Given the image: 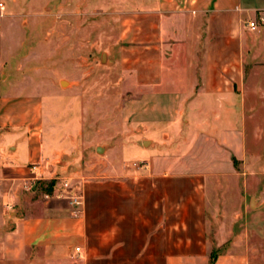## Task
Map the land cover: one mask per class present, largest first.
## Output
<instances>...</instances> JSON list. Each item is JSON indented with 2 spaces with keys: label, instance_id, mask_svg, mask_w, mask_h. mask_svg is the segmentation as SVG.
Listing matches in <instances>:
<instances>
[{
  "label": "crops",
  "instance_id": "0c3cea01",
  "mask_svg": "<svg viewBox=\"0 0 264 264\" xmlns=\"http://www.w3.org/2000/svg\"><path fill=\"white\" fill-rule=\"evenodd\" d=\"M113 3L49 53L62 80L0 49V264H264V0Z\"/></svg>",
  "mask_w": 264,
  "mask_h": 264
},
{
  "label": "rangeland",
  "instance_id": "374dc122",
  "mask_svg": "<svg viewBox=\"0 0 264 264\" xmlns=\"http://www.w3.org/2000/svg\"><path fill=\"white\" fill-rule=\"evenodd\" d=\"M5 3L6 14L1 19L0 49L7 48L15 52L16 67H22L20 77H36L39 79L62 80L63 74H52V62L49 53L55 50L62 55L64 35L71 34L72 39L79 35L82 28L96 33L105 27L111 17L115 0H0ZM8 21V22H7ZM5 22L9 23L7 26ZM71 22V25H69ZM55 43V44H53ZM55 45V46H53ZM93 52H88L86 60H82L85 69L92 71ZM100 55H98L99 57ZM80 54L76 63H80ZM62 64V60H58ZM60 70H62V65ZM58 69V66H55ZM39 70V72H38ZM96 146L82 149L74 154V160L66 170L71 182L94 175L97 165L102 159L96 154ZM99 147H103L100 145ZM112 153V152H109Z\"/></svg>",
  "mask_w": 264,
  "mask_h": 264
},
{
  "label": "built area",
  "instance_id": "2783aa9c",
  "mask_svg": "<svg viewBox=\"0 0 264 264\" xmlns=\"http://www.w3.org/2000/svg\"><path fill=\"white\" fill-rule=\"evenodd\" d=\"M6 14V6L5 3L0 1V33H1V19L5 17ZM261 24H264V11L260 13V17L256 20H252L248 23L251 29H257L260 27ZM36 168V167H34ZM64 188L68 189L69 191H61L58 193L59 197H63L68 199L75 207V214L80 212V207L83 205V195L80 191H71L73 186L69 183V181L64 182Z\"/></svg>",
  "mask_w": 264,
  "mask_h": 264
},
{
  "label": "water",
  "instance_id": "95a60500",
  "mask_svg": "<svg viewBox=\"0 0 264 264\" xmlns=\"http://www.w3.org/2000/svg\"><path fill=\"white\" fill-rule=\"evenodd\" d=\"M102 148H103V147H99V151H101Z\"/></svg>",
  "mask_w": 264,
  "mask_h": 264
},
{
  "label": "trees",
  "instance_id": "16d2710c",
  "mask_svg": "<svg viewBox=\"0 0 264 264\" xmlns=\"http://www.w3.org/2000/svg\"><path fill=\"white\" fill-rule=\"evenodd\" d=\"M53 183V182H52ZM211 263H212V261H211Z\"/></svg>",
  "mask_w": 264,
  "mask_h": 264
}]
</instances>
